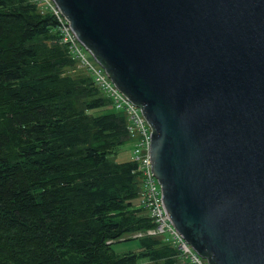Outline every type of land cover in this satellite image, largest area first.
Returning <instances> with one entry per match:
<instances>
[{"label": "water", "instance_id": "1", "mask_svg": "<svg viewBox=\"0 0 264 264\" xmlns=\"http://www.w3.org/2000/svg\"><path fill=\"white\" fill-rule=\"evenodd\" d=\"M151 127L167 217L209 264H264V0H53Z\"/></svg>", "mask_w": 264, "mask_h": 264}, {"label": "trees", "instance_id": "2", "mask_svg": "<svg viewBox=\"0 0 264 264\" xmlns=\"http://www.w3.org/2000/svg\"><path fill=\"white\" fill-rule=\"evenodd\" d=\"M58 29L32 0H0V264H184L146 234L138 165L114 159L127 116ZM125 241L136 250H114Z\"/></svg>", "mask_w": 264, "mask_h": 264}, {"label": "built area", "instance_id": "3", "mask_svg": "<svg viewBox=\"0 0 264 264\" xmlns=\"http://www.w3.org/2000/svg\"><path fill=\"white\" fill-rule=\"evenodd\" d=\"M42 11L51 12L59 22L61 43L68 48L69 54L77 61L78 68L87 71L93 77L96 86L113 101L116 111L123 112L128 118V133L135 142L132 155L141 174V206L148 216L155 222L156 228L146 232L149 236H162L165 241L179 250L180 260L184 264H209L203 259L178 232L174 224L167 217L161 185L154 172L151 161L152 130L141 109L132 103L111 81L105 70L94 60L91 54L80 43L72 30L70 22L65 18L53 0H32ZM145 233H138L141 237Z\"/></svg>", "mask_w": 264, "mask_h": 264}, {"label": "rangeland", "instance_id": "4", "mask_svg": "<svg viewBox=\"0 0 264 264\" xmlns=\"http://www.w3.org/2000/svg\"><path fill=\"white\" fill-rule=\"evenodd\" d=\"M77 72H80V71L78 70ZM134 147H135V142L134 141L127 142V144L121 148L119 154L114 157L116 162H124V161L131 160L132 153L134 151ZM113 248L118 253L119 252L120 253H124V252H128V251H131V250H136L137 243H136V241L119 242V243H115L113 245ZM138 264H154V263L141 261Z\"/></svg>", "mask_w": 264, "mask_h": 264}]
</instances>
